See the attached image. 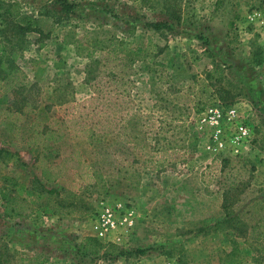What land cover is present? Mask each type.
<instances>
[{
	"label": "rangeland",
	"instance_id": "374dc122",
	"mask_svg": "<svg viewBox=\"0 0 264 264\" xmlns=\"http://www.w3.org/2000/svg\"><path fill=\"white\" fill-rule=\"evenodd\" d=\"M113 37L116 55L136 57L137 71L94 81L89 45ZM0 42L25 75L17 88L0 82V264H264V0H0ZM94 88L116 112L112 131L124 121L144 147L135 153L147 151L143 132L158 133L173 106L184 107V147L159 154L172 162L138 172L116 154L106 194L72 169L47 182L34 166L38 151L55 164L70 148L94 155L69 135L31 149L34 120L87 111ZM211 107L221 110L217 125L203 120ZM240 124L248 137L232 153ZM218 127L226 146L213 153ZM222 169L235 175L233 186L222 189ZM254 199L262 204L247 210ZM107 208L119 218L132 212V224L99 237ZM88 237L111 254L85 251Z\"/></svg>",
	"mask_w": 264,
	"mask_h": 264
},
{
	"label": "trees",
	"instance_id": "16d2710c",
	"mask_svg": "<svg viewBox=\"0 0 264 264\" xmlns=\"http://www.w3.org/2000/svg\"><path fill=\"white\" fill-rule=\"evenodd\" d=\"M154 28L161 27L160 22H154L150 24ZM78 40V51L83 49V45ZM116 45H118V40L114 37L109 40L108 44L102 43L100 47H97L94 43H90L89 47L92 48L91 51L87 53L88 57L91 59L92 63H95L98 69V74L96 75L94 81L100 76L104 77L112 76L113 79L129 78L134 75L137 71L136 66H134L136 57H120L116 55ZM147 50V49H146ZM104 53V56L101 55ZM17 54L12 52L10 55L7 53L5 46L0 42V82L4 81L11 84L14 88L22 85L25 75L21 74L19 69L15 65V58ZM138 59H145V56H141ZM153 59L150 58V61ZM218 70V69H216ZM92 79V80H93ZM161 79V78H160ZM110 80V79H109ZM104 86H108V81L105 80ZM92 85V81L88 83ZM107 90V89H106ZM94 95L90 96L88 100L95 101L94 105L91 106L87 111L81 112L77 115H72L70 117H53L47 119L48 115L44 118L36 117L34 120V130L33 136L29 140L31 149L38 145H43L46 141L52 143H57L62 137L69 135L74 137L84 138L88 146L92 150L93 157L87 158L84 152L76 149L70 148L62 152V159L59 164L49 163L47 157L44 156L42 151H38L35 156L34 166L41 169L42 177L47 181L51 182L62 177L64 169H72L75 171V176L80 179V181L88 184H96L101 186L105 194L109 190V176L110 164L115 162V159L111 158L116 156V154L129 156L126 158L130 161V167H133L138 172L142 166L153 167L158 169L165 164L172 162L173 156L163 155L159 157V154L168 153L169 151H177L180 147H184V141L186 140V131H184L185 121L188 115L183 111L182 106H173L174 111H171L169 117L164 118L161 122L162 125L158 130V133L150 136L144 133L143 140L147 142L146 152L135 153L131 151L132 148L141 147L139 144L134 143V139L130 138L128 134L125 133V123L122 121L119 128V133L115 134L112 131L111 118L114 116L110 110L111 104L108 98H103L100 93V88H94ZM157 96L165 95L162 89L158 88L156 92ZM85 108V104L83 105ZM46 105L40 106L33 112L36 114L44 112ZM204 109V105L196 106L194 108L195 112H201ZM179 110V112H175ZM21 112L20 108H17L15 112H7V116L13 114H19ZM18 127V125L16 126ZM144 127V126H143ZM180 132L182 137L179 139L172 138L175 133ZM149 136V137H148ZM175 155H177V152ZM115 158V157H114ZM125 159V158H124ZM118 178L123 176L122 168H118ZM221 184L222 189L229 186H233L236 183L235 175L229 174L228 171L222 169ZM255 204H262L260 200H250L247 204V210L252 208ZM242 209V211H247ZM83 249L93 255H98L101 251L105 254H111L109 250L105 248L103 243L99 242L93 237L86 238Z\"/></svg>",
	"mask_w": 264,
	"mask_h": 264
},
{
	"label": "built area",
	"instance_id": "2783aa9c",
	"mask_svg": "<svg viewBox=\"0 0 264 264\" xmlns=\"http://www.w3.org/2000/svg\"><path fill=\"white\" fill-rule=\"evenodd\" d=\"M230 113H234V110L232 109ZM221 118V110L216 107H211L207 109V113L205 116H203V120H209L211 119L213 125H217L219 123V120ZM237 127V133L234 135L233 138L230 139L231 143L233 144L230 146V151L232 153H238L241 142L247 139L248 137V129L240 124ZM224 134V130L222 128H216L212 135V140L214 139L217 143V147H214L215 144H210L208 148L210 149L211 146L213 147L211 151L213 153H218L220 151H223L226 144L225 141L222 138V135ZM225 150V149H224ZM133 213L128 212L127 215L123 218H119L115 216V209L107 208L100 214V217L97 220V233L99 237H106V235L113 229H116L119 225H131L132 224V217H130Z\"/></svg>",
	"mask_w": 264,
	"mask_h": 264
}]
</instances>
